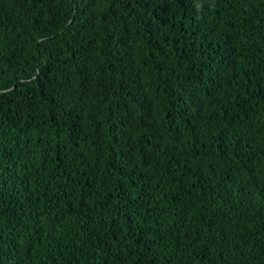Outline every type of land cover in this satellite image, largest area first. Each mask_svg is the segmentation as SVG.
Returning <instances> with one entry per match:
<instances>
[{
	"label": "trees",
	"instance_id": "16d2710c",
	"mask_svg": "<svg viewBox=\"0 0 264 264\" xmlns=\"http://www.w3.org/2000/svg\"><path fill=\"white\" fill-rule=\"evenodd\" d=\"M0 264H264V0H0Z\"/></svg>",
	"mask_w": 264,
	"mask_h": 264
}]
</instances>
